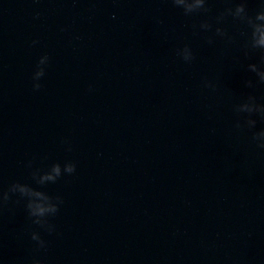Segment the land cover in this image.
Masks as SVG:
<instances>
[{
  "label": "water",
  "instance_id": "95a60500",
  "mask_svg": "<svg viewBox=\"0 0 264 264\" xmlns=\"http://www.w3.org/2000/svg\"><path fill=\"white\" fill-rule=\"evenodd\" d=\"M229 3L185 16L171 0H0V191L76 165L44 189L63 199L51 235L16 198L0 205V264H264V150L251 140L264 120L237 129L234 112L249 95L264 104V84L242 26L215 24Z\"/></svg>",
  "mask_w": 264,
  "mask_h": 264
},
{
  "label": "clouds",
  "instance_id": "9594fccd",
  "mask_svg": "<svg viewBox=\"0 0 264 264\" xmlns=\"http://www.w3.org/2000/svg\"><path fill=\"white\" fill-rule=\"evenodd\" d=\"M174 7L182 9L185 16L193 14L207 13L206 0H171ZM227 18H231L234 24L242 26L243 31L239 35L243 39V48L245 56L249 53L258 54V63L247 65V70L255 74L256 80L260 84H264V0H259L258 10L255 13H250L247 8V0H230V3L224 7L215 17V24L220 25ZM202 32L212 30V24L203 22L199 25ZM63 31V29H62ZM215 35L224 38L227 34L221 27L215 28ZM231 42L232 37L228 36ZM209 44L212 39H208ZM38 41L33 40L32 45H36ZM177 55L185 62L190 63L193 60V54L189 47L178 50ZM49 64V56L41 55L32 73V89L39 91L41 88L40 81L45 76L46 68ZM246 87H252V82L246 81ZM205 87L215 90L214 85L205 83ZM234 112L237 115L235 127L240 129L246 127L248 130L255 129L257 120L253 116L264 120V104L257 103L255 98L249 95L242 103L234 107ZM243 115V123L240 117ZM252 142L258 149L264 150V128L253 132L251 137ZM66 145L65 151H71V146L67 141H62ZM29 169H32V164H27ZM76 171V165L72 161H64L63 164L54 162L46 169L36 168L30 171V183L13 182L6 190L0 191V205L7 204L10 199L13 203H23L27 219L31 225L36 228L46 231L51 235L55 231V226L49 223V219L55 217L63 204V199L56 195H50L44 189L48 185L56 184L62 176H70ZM34 185V186H33ZM30 239L35 242L36 250L46 248V243L39 232L32 231Z\"/></svg>",
  "mask_w": 264,
  "mask_h": 264
}]
</instances>
